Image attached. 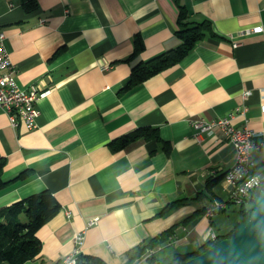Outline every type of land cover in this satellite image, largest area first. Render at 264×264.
Listing matches in <instances>:
<instances>
[{
	"label": "crops",
	"instance_id": "obj_1",
	"mask_svg": "<svg viewBox=\"0 0 264 264\" xmlns=\"http://www.w3.org/2000/svg\"><path fill=\"white\" fill-rule=\"evenodd\" d=\"M36 2L27 10L21 0H0V31L18 84L46 91L33 128L20 118L12 126L0 108V207L43 189L60 204L36 232L40 251L21 264H57L78 232L81 255L106 264H148L143 246L172 226L171 241L155 253L164 263L174 251L200 248L211 230L230 233L239 205L229 203L210 219L203 209L228 197L222 180L211 189L206 181L231 166L235 148L219 130L197 135L191 120L232 114L236 126L264 131V0ZM181 8L187 21L208 19L216 35L120 92L132 64L180 43ZM257 25L260 32L247 31ZM135 34L144 48L127 59ZM242 105L244 114L236 110ZM140 126L157 128L169 148L156 138L113 148L114 139ZM252 159L263 173L264 146Z\"/></svg>",
	"mask_w": 264,
	"mask_h": 264
},
{
	"label": "trees",
	"instance_id": "obj_2",
	"mask_svg": "<svg viewBox=\"0 0 264 264\" xmlns=\"http://www.w3.org/2000/svg\"><path fill=\"white\" fill-rule=\"evenodd\" d=\"M21 2L27 10L33 9L37 5L36 0H21ZM186 18V9L181 8L178 15L179 28L175 32L176 36L180 39V43L153 58L140 60L132 64L129 76L120 88V92H127L133 89L148 77L178 62L200 39L204 38L205 35H216L208 19L187 21ZM132 42L133 50L127 59L137 56L144 48L143 40L139 34L133 36ZM150 138H156L161 141L164 149L169 148V143L160 138L157 128L151 126L137 127L131 132L122 134L114 139L112 144L114 149H120L137 140H147ZM4 165L5 159L0 157V187L4 184L1 176ZM222 175H217L216 177L209 176L206 181V189H211L214 185L219 183L222 180ZM179 200L167 203L157 214L165 213L179 202ZM239 207L241 216H243V204H240ZM59 208V202L47 189L29 194L0 207V264H21L37 255L40 251L41 241L36 232L58 211ZM193 215L194 214H190L177 223H184ZM172 228L173 226L150 238L143 246L144 253L148 248L168 242V238L173 235ZM218 237L220 236L217 235V238ZM211 242L210 240H206L200 248L190 252L174 251L170 261L167 263L162 262L155 254L148 256L146 260L148 264L179 263L203 250ZM79 259L80 263L106 264L95 256L80 255Z\"/></svg>",
	"mask_w": 264,
	"mask_h": 264
},
{
	"label": "built area",
	"instance_id": "obj_3",
	"mask_svg": "<svg viewBox=\"0 0 264 264\" xmlns=\"http://www.w3.org/2000/svg\"><path fill=\"white\" fill-rule=\"evenodd\" d=\"M261 30L262 26L257 25L247 31L260 32ZM4 39L5 34L0 31V108L7 113L12 126H16L17 118H20L26 128H33L36 126V117L39 114L36 102L46 91L36 86L22 87L18 84L16 67L10 58ZM249 93V91H245L243 95L246 97ZM262 108L264 109V105ZM236 110L240 114H244L246 106L242 105ZM232 120V114L213 119L195 118L191 120V125L197 130V135L199 133L210 134L219 130L235 148L234 161L222 175V181L229 188L228 197L225 199L214 198L205 205L203 214L209 219L215 213L225 209L229 203L243 204L245 200H248L259 188L264 186V170L263 173L257 171L256 163L252 159V151L264 146V131H255L249 128L247 124L236 126ZM95 220L96 217L89 219L87 225L92 224ZM204 237L213 241L217 239V234L211 230ZM83 240V233H76L73 238L74 249L62 256L57 264H81L79 256L81 255ZM170 241L169 239L168 242ZM163 245L158 244L146 249L142 260H146L148 256L155 254Z\"/></svg>",
	"mask_w": 264,
	"mask_h": 264
},
{
	"label": "water",
	"instance_id": "obj_4",
	"mask_svg": "<svg viewBox=\"0 0 264 264\" xmlns=\"http://www.w3.org/2000/svg\"><path fill=\"white\" fill-rule=\"evenodd\" d=\"M243 210L230 233L175 264H264V186L244 201Z\"/></svg>",
	"mask_w": 264,
	"mask_h": 264
},
{
	"label": "rangeland",
	"instance_id": "obj_5",
	"mask_svg": "<svg viewBox=\"0 0 264 264\" xmlns=\"http://www.w3.org/2000/svg\"><path fill=\"white\" fill-rule=\"evenodd\" d=\"M168 248V247H167ZM166 249V248H165ZM169 250V249H168ZM164 256H166V259L169 258L168 252H164Z\"/></svg>",
	"mask_w": 264,
	"mask_h": 264
}]
</instances>
